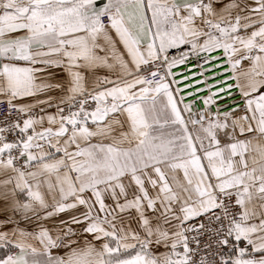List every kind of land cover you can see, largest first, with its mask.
<instances>
[{
  "label": "snow or ice",
  "instance_id": "1",
  "mask_svg": "<svg viewBox=\"0 0 264 264\" xmlns=\"http://www.w3.org/2000/svg\"><path fill=\"white\" fill-rule=\"evenodd\" d=\"M0 109V264H264V0H0Z\"/></svg>",
  "mask_w": 264,
  "mask_h": 264
},
{
  "label": "built area",
  "instance_id": "2",
  "mask_svg": "<svg viewBox=\"0 0 264 264\" xmlns=\"http://www.w3.org/2000/svg\"><path fill=\"white\" fill-rule=\"evenodd\" d=\"M172 54L175 55L176 51L172 52ZM195 64H196V60H195V58H192L188 64L178 66V67L174 68L173 71L178 73V74L182 73L184 76L193 77L194 73H199V72L202 71L201 68L194 67L193 65H195ZM205 67H210V66L206 65ZM216 71L217 72H222L223 69H217ZM213 75H214V72H211V71L205 73V77L211 78ZM228 75H231V73H228ZM205 77H201L199 75H195L193 77V79L185 81L184 83L180 84L179 87L183 89L185 83H187V84H195L196 80H201V79H204ZM220 78H222V79H220ZM176 79L180 80V79H182V76L177 75ZM217 79L223 80L224 76H218ZM215 82L216 81L212 80V79L208 80L209 84H214ZM229 83H234V81H229ZM197 87L198 88H204L205 85L204 84H195V87L187 89L186 91H195V88H197ZM232 91H233L234 95L231 97V99H225V100L220 101V103L222 105H232L233 101H239L240 100V95H239L238 89L233 88ZM180 95H185V93L182 92ZM199 95L200 96H206V95H208V92L204 91V92H201ZM195 99H196V97H194V96H192V97H187L186 96L185 102H188L189 100H195ZM196 106L197 107H203V105L199 101H197V105ZM181 107H182V105H181ZM0 115H2V109H0Z\"/></svg>",
  "mask_w": 264,
  "mask_h": 264
},
{
  "label": "crops",
  "instance_id": "3",
  "mask_svg": "<svg viewBox=\"0 0 264 264\" xmlns=\"http://www.w3.org/2000/svg\"><path fill=\"white\" fill-rule=\"evenodd\" d=\"M102 2V0H101ZM172 52H175V50H172ZM245 64H247V62H245ZM48 72L52 73L53 74V77L55 80L57 81H66L67 80V73L61 69V68H53V69H49ZM48 73H45L44 75H47ZM101 74H103V71H101ZM203 80V79H201ZM55 94V93H53ZM67 219V216L66 214H61L60 217H57V218H54V221L55 222H58L59 219ZM89 239H91V237H89ZM59 254H63L64 250L61 249V250H56ZM4 254L3 250H0V256H2Z\"/></svg>",
  "mask_w": 264,
  "mask_h": 264
},
{
  "label": "bare ground",
  "instance_id": "4",
  "mask_svg": "<svg viewBox=\"0 0 264 264\" xmlns=\"http://www.w3.org/2000/svg\"><path fill=\"white\" fill-rule=\"evenodd\" d=\"M220 79H222V78H220ZM220 79H219V80H220Z\"/></svg>",
  "mask_w": 264,
  "mask_h": 264
}]
</instances>
